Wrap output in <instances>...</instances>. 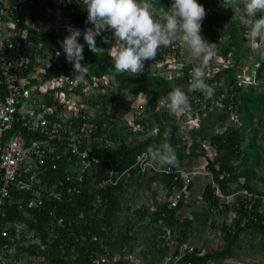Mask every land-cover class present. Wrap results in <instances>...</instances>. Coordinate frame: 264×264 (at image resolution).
I'll use <instances>...</instances> for the list:
<instances>
[{"label": "trees", "instance_id": "trees-1", "mask_svg": "<svg viewBox=\"0 0 264 264\" xmlns=\"http://www.w3.org/2000/svg\"><path fill=\"white\" fill-rule=\"evenodd\" d=\"M153 3L152 11L154 18L160 20L161 9L169 8L172 0H151ZM206 10V18L202 22L201 35L209 42L216 43V56L229 61H234L230 68H220L209 80L210 86L220 82L221 78L226 80L228 88V97L233 95L236 107L229 109L228 97L223 101L224 112L216 119L209 121V126L200 124L199 128L185 132V136L179 134V125L173 114L168 109H157L159 100L168 92L176 87L184 90V83L187 78H179L173 83L161 76V71L150 70L148 65L144 66L141 74L132 77L129 73L111 78L110 69H113L111 55L102 50L97 54L93 53L87 43L81 37L78 42L83 47L84 60L82 64L86 65L85 80L92 83L91 78L101 79L107 77L110 86L107 89L108 95L99 93L89 102L90 105H100L101 112L93 117H88L86 122H102L109 125V136L119 145L114 149L104 150L93 145V154L97 156L101 163L95 167L89 168L84 172L80 194H63L59 200L44 201L39 209L27 208L28 201L14 204L8 210L9 214L5 220L0 221V251L11 249L15 243H12V233L8 236H2V230L9 228L10 224L24 223L27 231H32L34 237H38L43 244V249L38 250L36 245L25 247L22 242L29 241L27 232L21 231L19 243L15 246V254L8 257H31L42 258V264H91L90 257L95 254H102L99 240L109 251L110 262L107 264H127L125 258L132 252L130 244L134 242V224L126 217L123 219L122 213L125 210L126 203L130 200L131 187L150 189L153 184H160L167 192L169 199L171 191L175 185L180 187L179 182H173L172 177L157 172L152 175L133 176L125 187L108 188L106 190H97L95 185L108 176L110 169L117 171L126 170L135 162L137 155L145 153L149 146H158L168 142L176 153L177 161L182 164L184 159L203 157L206 160L205 170L211 174L216 187L223 194H230L235 190L248 189L264 195V190H259L256 183H262L264 188V178L256 172L260 167L264 149L258 143L256 128L261 125V120L254 122L257 115L264 116V94L259 92L257 85L253 82L246 87L238 84L233 77L238 71L241 58L244 53H250L252 50L247 47V36L245 29L240 23L232 19V10L220 5L223 0H197ZM34 23H37L35 20ZM27 29L28 41L32 46H39L50 49V51H59L65 57L61 48L60 41L65 38L64 34H57L53 31L40 32L27 26H21ZM103 35L95 37V43L98 48L104 49L102 42ZM243 49L245 52L243 53ZM179 57V56H178ZM181 60V57H180ZM42 64V63H39ZM51 65V62H49ZM251 65L257 66L251 68L250 73L254 72L253 79H260L264 71V55L258 52ZM30 66L25 73L30 71ZM50 67V66H48ZM183 68V67H182ZM181 68V69H182ZM192 66L183 68L186 73ZM23 73L25 77L27 75ZM78 77V74H76ZM30 83L37 82L30 81ZM99 90L105 89L104 86H98ZM214 95L212 99L206 100L202 93L199 94L201 100L207 106L211 101L218 100L222 94L218 88H213ZM185 91V90H184ZM131 95L136 97L144 94L148 96V109L145 110L147 117L140 116L134 119V125L144 129V132L133 131V127L125 125L119 127V122L113 115L104 114L105 101H117L122 95ZM188 95V94H187ZM189 96V95H188ZM220 96V97H219ZM214 99V100H213ZM86 102V103H87ZM210 107V106H209ZM157 109V110H156ZM155 112H154V111ZM229 110L237 115L239 126H228L221 133H213L211 126L215 123H222L229 117ZM252 126V127H251ZM156 129L155 134L146 136V129ZM15 132V129L13 130ZM168 134V136H166ZM27 137L33 138L31 134ZM133 139L128 141V137ZM141 137V140H138ZM208 143L213 152L212 158L206 156L204 147L200 143ZM65 167V165H62ZM64 175V169L60 170L58 175H52L51 180L44 177V183L50 184L54 178ZM134 178V179H133ZM191 184L189 185V188ZM135 191V190H134ZM153 195L154 210L149 212L145 207L134 212L137 221L142 222L148 219L147 226L154 230L146 238L148 246L144 256L150 258L149 264H240L239 252L246 249L242 236L250 237L251 248L259 249L264 244V226L248 225L239 229L234 235L227 231L226 221L220 223L215 221V217L226 215L227 209L215 214L212 211L218 209L220 201L213 194L211 182L205 183L200 192V201L203 203L199 211L191 212L190 217L180 215L184 198L174 209H168V200L158 203ZM18 199V198H17ZM16 199V200H17ZM99 201V204H97ZM17 202V201H16ZM104 209L102 214L100 211ZM129 211V209H126ZM52 212V216L49 213ZM62 220V224L54 229L49 236L48 227L51 219ZM206 227L211 230H217L222 237V246L216 250H207L191 247V250L181 252L183 244H187L188 239L197 231ZM12 229V228H11ZM164 229L170 231L177 241L174 251L171 253L169 241L165 240ZM10 230V229H8ZM72 232L74 236L68 237ZM82 236L87 238L97 237L98 242H78L76 239ZM259 238V243L253 246L252 240ZM114 258H117L115 261ZM168 261H167V260ZM167 261V262H165ZM9 264H14L13 262ZM129 264V263H128Z\"/></svg>", "mask_w": 264, "mask_h": 264}, {"label": "built area", "instance_id": "built-area-1", "mask_svg": "<svg viewBox=\"0 0 264 264\" xmlns=\"http://www.w3.org/2000/svg\"><path fill=\"white\" fill-rule=\"evenodd\" d=\"M35 20L37 23H34ZM86 21L87 11L81 6V0H0V221L7 218L8 210L14 204L21 205L24 199L28 201L27 208L39 210L44 201L59 200L63 194H80L84 172L101 163L92 153L93 145L97 143V147L104 150L119 146L109 136L108 123L86 122V115L89 114L83 110L82 105L83 101L87 102L92 98H86L89 90L107 92L109 79L92 77V83L78 79L77 73H73L72 64L64 56H57L58 51H50L42 47V44L38 47L32 46L27 42V29L21 28L27 26L35 31H53L67 36L68 26L80 29L81 33L92 27ZM100 35L104 36L102 42L105 49L109 48L110 45L104 42V38L110 39L112 33L103 31ZM81 37L83 38V35ZM178 46L175 41L168 47L161 46L155 60L145 61V65L155 70L156 66H160L163 69L162 77L167 74L170 75L169 79L187 78L184 90L189 95L190 109L177 114V117L183 115L189 120H196L208 106L201 100L200 91L189 90L190 73L194 66L191 65V69L183 72V68L188 64L181 62L182 49ZM30 66V71L25 73ZM29 80H35L37 84H29ZM100 85L105 89L99 90ZM228 103L230 110L236 107L233 95L228 97ZM138 116L139 114L134 116V119ZM135 127L136 125L133 129ZM155 132V128L148 129L146 136ZM27 133L34 137H27ZM144 154L143 152L137 155L135 162L126 170L110 169L108 176L95 185L96 189L101 191L125 187L133 176L160 172L180 184L179 188L177 185L173 187L168 199L167 207L171 210L184 198L193 178L202 174L210 178L213 194L220 201L218 209L212 212L218 214L225 209L228 211V218L220 223L226 221L229 234L234 235L248 225L264 226V195L248 189L223 194L212 181L210 174L187 171L178 161L174 167L162 166L156 161L145 159ZM61 169H64L63 176L54 178L50 184L44 183V177L51 180L49 178L52 175L57 176ZM103 211L104 209L100 213ZM49 215L52 216V212ZM49 223L51 236L54 229L62 224V220L56 221L53 218ZM8 229L4 228L1 235L8 236L12 233L10 241L15 245L11 249L0 251V264H20L21 258L8 255L15 254V246L20 244L21 231L27 232L29 239L21 244L25 247L36 245L38 250L43 249L40 239L34 237L32 231L28 232L24 223L10 224ZM164 232L165 240H169L170 231L164 229ZM72 236L74 235L70 232L68 237ZM76 240L81 243L88 240L98 242L94 236H82ZM99 243L103 252L91 256V264L110 262L109 249L100 240ZM186 250L190 251L191 248L184 244L181 251ZM26 259L28 264H34L32 260L35 259L38 262L43 261L42 258L34 256H27Z\"/></svg>", "mask_w": 264, "mask_h": 264}, {"label": "clouds", "instance_id": "clouds-1", "mask_svg": "<svg viewBox=\"0 0 264 264\" xmlns=\"http://www.w3.org/2000/svg\"><path fill=\"white\" fill-rule=\"evenodd\" d=\"M223 3L224 8L232 10V19L237 20L247 29L246 46L253 52L264 55V0H223ZM81 6L87 11L86 23L92 27L86 28L81 33L80 29L68 26L69 34L60 41L65 58L72 64L73 73L78 74V79H84L85 66L88 65L81 63L84 60V46L78 42L81 35L93 53L98 55L102 50L110 52L113 62V69H110V72L113 79L124 73H129L132 77L141 74L145 61L155 60L161 46L168 47L175 41L179 45L178 47L183 49L184 46L179 42L180 40L187 46L191 54L200 60V65L191 70L189 90L200 91L206 100L212 99L214 90L205 83L203 67L216 56V43H209L201 35L202 22L207 13L204 6L197 0H172L169 8L161 9L162 21L154 18L151 0H81ZM103 31L112 33L110 39L104 38V42L110 45L108 50L98 48L95 43V37ZM60 54L59 51L56 53L57 56ZM48 66H50L49 63ZM148 67L150 70H155ZM166 79L175 81L179 78ZM159 103L166 106L161 107L159 104V109H168L169 113L175 116L190 109L189 97L180 87L172 89L161 97ZM144 111L142 113L145 115ZM144 156L145 159L156 161L162 166L174 167L177 163L175 150L168 144L149 146ZM179 165L183 168L181 163ZM208 179L211 182L209 177Z\"/></svg>", "mask_w": 264, "mask_h": 264}, {"label": "rangeland", "instance_id": "rangeland-1", "mask_svg": "<svg viewBox=\"0 0 264 264\" xmlns=\"http://www.w3.org/2000/svg\"><path fill=\"white\" fill-rule=\"evenodd\" d=\"M222 7H225L224 3H220ZM153 12V11H152ZM154 13V12H153ZM162 20V14L160 15ZM180 43L184 46V48L181 50L182 52V58L181 62L188 64V65H193L198 66L200 65V60L194 57L187 46L179 40ZM107 48L106 50H108ZM109 52V51H108ZM243 53L245 50L243 49ZM258 55V52H253L251 51L250 53H244L241 58V63L238 66V71L234 73L233 77L237 80L238 84H242V86H247V84L250 83H255L260 86L258 87V91L264 94V71H263V76L260 79H253L254 72L250 73L251 68H256L257 66L251 65L252 62L254 61L255 57ZM221 60V61H220ZM187 61V62H186ZM189 61V62H188ZM234 61L232 59H229L228 62L223 63V60L220 59L219 57L215 56L214 59L206 66L203 67V71L205 74V83L208 84L209 86L211 83L209 82L210 79L214 76V74L220 69V68H230L233 66ZM153 68V67H150ZM157 71L163 70L160 66H156ZM165 78H170V75L165 74ZM174 79V78H173ZM173 79L171 80V83H173ZM174 84V83H173ZM262 84V85H261ZM212 88H218L221 90L222 97H220L216 101H211L209 104V108L199 116L196 120H189L185 116L184 117H177L175 116L177 123L179 125V134L182 135L183 137L185 136V130H189L188 128L191 127V129H196L199 124L205 123L206 126H209L210 123L209 121L216 119L220 114L224 112V103L222 100L226 99L228 97V88L226 87V80L224 78L220 79L219 83H216ZM106 91L104 90L102 93H105ZM98 94L97 89L89 90V92L86 95V98L90 102L96 95ZM108 91L106 92V95H108ZM148 96L141 94L136 97H133L131 95L125 94L120 96V98L117 101H105V111L104 114H110L113 115L116 120L119 122V127H124L125 125L132 126L134 128V123L133 119L134 116L142 113L144 110L148 109ZM214 100V99H213ZM86 101V100H85ZM83 105V110L89 114V116H95L96 114L100 113V105L93 106L90 105L89 103L87 104L86 102H82ZM144 115L143 113L139 116ZM179 115V114H178ZM183 116V115H181ZM237 115L231 112L229 110V117L223 121L222 123H215L211 126L212 132L217 133L223 132L226 127L228 126H239L240 122L236 119ZM254 122H258L261 120V125L257 126L256 131H257V136H258V143L262 146L264 149V116L263 115H258V117L254 118ZM257 120V121H256ZM219 126L220 128L218 129ZM135 131H142L138 126L133 129ZM134 131V132H135ZM147 132V130H146ZM168 136V134L166 135ZM133 139L132 136L128 137V141H131ZM141 137H138V140H141ZM164 144H168L167 141L164 142ZM202 146L207 147L208 151H205L207 156L210 158L213 156V152L209 147L208 143H201ZM196 159V158H195ZM198 160V159H196ZM185 159L182 161L184 162ZM263 162H261L260 167L257 169V173L259 176L264 178V156L262 159ZM256 187H258L259 190H264L262 183H256ZM135 190V191H134ZM189 191V190H188ZM154 198L158 203H161L163 201L168 200L167 198V192L166 190L160 185V184H153L151 188L145 189V188H135L131 187L130 190V199L132 202H130V207L129 211L124 213L125 216L128 218L132 224H134V230L132 234H134V242L130 244L132 246V252L127 255L125 258L128 260L127 264L130 262H138V264H149L150 258L145 257L144 254L146 253V247L148 246L146 238L150 236L151 234H154V230L151 229L150 226H147L148 219H144L141 223L137 221V218L134 214L136 210H140L141 207H145L148 209L149 212L154 210L153 207V195ZM196 204L195 200L193 202H188V205L191 204V208L186 209L187 215H184V217H190L191 212L194 211H199L203 203L200 201V199L196 198ZM193 204V205H192ZM182 211V210H181ZM229 214L220 215L218 217H215V221L218 222V220L228 218ZM175 237L170 235L169 237V245L171 248V253L174 251L175 246L177 241L174 239ZM243 244L246 246V249L242 252H239V259L240 264H264V244L259 248V249H254L251 248L250 245V237L249 236H242ZM259 238H255L252 240V245L256 246L259 243ZM187 248L191 247H197L203 250V252L207 250H216L222 246L223 239L222 237L217 233V230H211L210 228L206 227L205 229L201 231H197L194 233L186 242ZM184 253L183 251H181ZM167 260V259H166ZM34 264L38 262V260H32ZM168 261V260H167ZM165 261V262H167ZM27 259L26 257L20 259V264H28L26 263ZM38 264H42V262L39 260Z\"/></svg>", "mask_w": 264, "mask_h": 264}, {"label": "crops", "instance_id": "crops-1", "mask_svg": "<svg viewBox=\"0 0 264 264\" xmlns=\"http://www.w3.org/2000/svg\"><path fill=\"white\" fill-rule=\"evenodd\" d=\"M187 62V61H186ZM189 62V61H188ZM257 85V84H256ZM262 85V84H261ZM258 86H260V84L258 85ZM264 87V86H263ZM143 117H147L146 115H144ZM257 117H258V115H257ZM139 118V117H138ZM237 119V118H236ZM255 121V120H254ZM257 121V120H256ZM205 123H207V122H205L204 121V123H203V125L204 126H206L205 125ZM119 125V124H118ZM199 126H200V124H199ZM199 126L197 127V128H199ZM218 127V129L220 128L219 126H217ZM252 127V126H251ZM196 128V129H197ZM189 130H193V129H191V127H189L188 128ZM221 129V128H220ZM188 130V131H189ZM186 132H187V130H185ZM141 132H144V131H141ZM217 133H221V132H219V131H217ZM200 145L202 146V144L200 143ZM211 149V148H210ZM204 151H208L207 150V147H205L204 146ZM206 153V152H205ZM206 156H207V154H206ZM210 158H212V156L210 157ZM196 159H198V160H196ZM189 158V159H185V161L184 162H182V166H183V168H185L186 170H195V171H198V172H205L206 170H205V165H206V160H205V158H203V157H199V158ZM207 172V171H206ZM208 177L206 176V175H199V176H196L194 179H193V181H192V184H191V187L189 188V191L186 193V195H185V197H184V203H183V206H182V211H180V215H181V217L182 216H184V215H187V213H186V209L188 208H191V204H189L188 205V202L190 203V202H193L194 200H195V203L194 204H196L197 202H196V198H198V199H200V192L202 191V189H203V187H204V185H205V183L206 182H208ZM129 199H130V196H129ZM130 202H132V200L130 199L127 203H126V205H125V210H124V212L122 213V217H123V219H125L126 218V216H125V214L124 213H126V212H128V211H126V209H129V207H130ZM193 205V204H192Z\"/></svg>", "mask_w": 264, "mask_h": 264}]
</instances>
